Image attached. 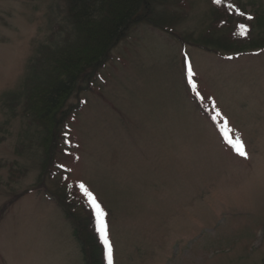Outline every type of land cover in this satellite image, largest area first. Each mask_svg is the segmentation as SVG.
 I'll list each match as a JSON object with an SVG mask.
<instances>
[{
  "label": "rangeland",
  "instance_id": "374dc122",
  "mask_svg": "<svg viewBox=\"0 0 264 264\" xmlns=\"http://www.w3.org/2000/svg\"><path fill=\"white\" fill-rule=\"evenodd\" d=\"M165 1L174 14L78 78L44 145L21 112L33 64L71 32L65 0H0V264H85L55 203L68 185L94 213L81 183L113 264H264V0Z\"/></svg>",
  "mask_w": 264,
  "mask_h": 264
},
{
  "label": "trees",
  "instance_id": "16d2710c",
  "mask_svg": "<svg viewBox=\"0 0 264 264\" xmlns=\"http://www.w3.org/2000/svg\"><path fill=\"white\" fill-rule=\"evenodd\" d=\"M65 6V18L71 25V32H64L58 50L33 64V82L24 96L21 112L29 124L44 133V145L51 142L53 131L54 136L56 132L59 136L60 128L66 125L68 117L64 107L77 90L78 78H85L87 74L84 73L89 69L94 78L111 48L139 23L150 25L155 19H168L174 14L165 0H65ZM157 6H164V10L157 13ZM80 107L81 104L73 109L76 111ZM210 116L212 120L217 119ZM63 134L65 138L64 131ZM44 148L48 149H44V156L49 158V152L53 153L52 144ZM59 190L63 204L55 203L73 227L84 263L107 264L103 245L95 231L94 213L91 210L84 213L82 205L80 210L74 211V201L67 199L70 197L68 185L65 190Z\"/></svg>",
  "mask_w": 264,
  "mask_h": 264
},
{
  "label": "snow or ice",
  "instance_id": "6c2138e0",
  "mask_svg": "<svg viewBox=\"0 0 264 264\" xmlns=\"http://www.w3.org/2000/svg\"><path fill=\"white\" fill-rule=\"evenodd\" d=\"M212 2L216 5L221 4V0H212ZM228 7H232V5H228ZM243 15V13H240ZM249 20L252 19L251 16L247 17ZM239 27V35L243 36L247 33L248 29L245 25L241 24ZM193 73L191 69L188 70V78H189V84L191 85L194 92H196V85L193 83L191 77ZM197 96H199V93H196ZM219 115V113H217ZM225 141L228 143V145L232 148L233 151L236 152L237 155L247 158V153L245 151V147L243 143L241 142L239 137H229L227 132L224 133ZM81 193L84 197L87 198V201L91 208L93 209L94 215H95V231L99 236L100 242L103 245V252H104V259L106 260L107 264H113V258H112V246L108 239V231H107V225L104 221L105 213L101 209L100 205L96 202V198L93 196V194L85 187L83 183L78 185Z\"/></svg>",
  "mask_w": 264,
  "mask_h": 264
}]
</instances>
